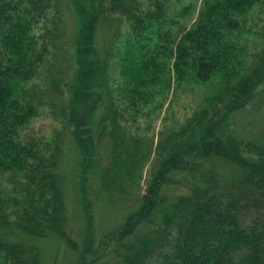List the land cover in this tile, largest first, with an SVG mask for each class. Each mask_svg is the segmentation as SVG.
Masks as SVG:
<instances>
[{
    "label": "trees",
    "instance_id": "obj_1",
    "mask_svg": "<svg viewBox=\"0 0 264 264\" xmlns=\"http://www.w3.org/2000/svg\"><path fill=\"white\" fill-rule=\"evenodd\" d=\"M66 1L80 23L68 49L60 45L63 0H0V264H41L35 239L51 233L76 264H264V132L244 136L234 121L264 95V25L258 49L249 51L248 38L264 0H203L191 26V4L175 14L168 0ZM124 28L128 80L119 99L105 77ZM171 62L178 78L188 71L213 88L156 141L134 125ZM38 78L36 91L29 84ZM44 99L58 104L84 153L81 242L69 234L62 142L43 150L22 132ZM100 136L110 140L104 165ZM92 170L103 193L132 202L99 242L86 185Z\"/></svg>",
    "mask_w": 264,
    "mask_h": 264
},
{
    "label": "rangeland",
    "instance_id": "obj_2",
    "mask_svg": "<svg viewBox=\"0 0 264 264\" xmlns=\"http://www.w3.org/2000/svg\"><path fill=\"white\" fill-rule=\"evenodd\" d=\"M169 5L175 9L174 13L178 14L180 7L183 4H191V13L185 20L191 26L196 20L198 12L202 6L203 0H168ZM65 8V23L63 26V35L60 41L61 48L68 49L74 43L75 37L79 32L80 23L73 11L69 8L67 1L63 0ZM249 23L255 24L251 27L248 33L250 48L249 51H255L259 48L261 39L258 36L257 30H261L264 25V8L261 7L254 11L249 17ZM122 37L116 39L109 62L107 65V76L105 77L109 88L116 98H121L123 85L128 76H125V66L127 60L124 59L125 33ZM104 38V26L97 28L95 42L100 44ZM97 44L96 50L101 51L100 45ZM97 54V53H96ZM249 61L253 59L252 55L247 57ZM63 66H69L68 62H61ZM65 67V68H66ZM171 69V70H170ZM130 74V69L127 70ZM164 82L161 88H157L150 103L142 108V112L138 117V124L134 125L141 132L150 131L155 135L157 141L162 132L177 128L188 117L199 110L204 98L211 92L212 85L210 83H202L194 80L188 71L182 78H178L172 69V62L165 71ZM102 76L98 77V83L101 84ZM42 79L38 78L29 85L33 86L36 91H39L42 86ZM165 88V89H164ZM95 92H99L100 88H95ZM65 97H69V92H65ZM260 104L253 105V109L241 111L235 117V122L238 125L240 132L247 136L248 134H261L264 132V95L258 98ZM45 103L41 104L37 115L30 123L22 130L24 134L32 136L36 145L40 149L53 148L57 139L62 142V171L64 174L63 193L67 202V207L70 212V229L69 234L74 239L81 242L83 230L86 226L87 219L83 213V206L80 199V176L82 169L83 151L79 149L71 131L74 130L73 125H68L67 118L59 114V107L50 104L44 99ZM121 101V100H120ZM119 101V102H120ZM258 106V108H256ZM251 108V107H250ZM150 111V115H148ZM97 116V115H96ZM249 127H248V126ZM97 151L103 158L101 165L107 161V156L110 154V140L106 137L98 138ZM96 167V166H95ZM150 169V164L144 171V182L142 186H146V178ZM95 171V170H94ZM87 182L88 195L92 202L93 222L96 232V239L99 242L106 237L107 233L114 230L121 222H123L128 213V206L132 203L128 197L117 196L109 197L99 188V178L94 175L93 170L89 173ZM85 210V208H84ZM41 251V264H76V255L70 251L68 243L60 239V237L51 233L47 237L35 239Z\"/></svg>",
    "mask_w": 264,
    "mask_h": 264
}]
</instances>
